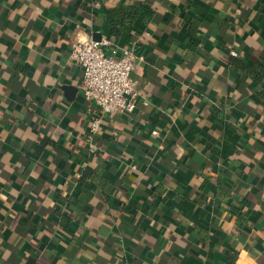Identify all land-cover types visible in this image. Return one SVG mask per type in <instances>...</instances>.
Returning a JSON list of instances; mask_svg holds the SVG:
<instances>
[{
    "label": "crops",
    "instance_id": "crops-1",
    "mask_svg": "<svg viewBox=\"0 0 264 264\" xmlns=\"http://www.w3.org/2000/svg\"><path fill=\"white\" fill-rule=\"evenodd\" d=\"M123 1L149 8L113 40L142 58L137 108L91 153L71 46L110 38ZM261 94L264 0H0V264H264ZM99 166L84 216L69 199Z\"/></svg>",
    "mask_w": 264,
    "mask_h": 264
},
{
    "label": "built area",
    "instance_id": "built-area-1",
    "mask_svg": "<svg viewBox=\"0 0 264 264\" xmlns=\"http://www.w3.org/2000/svg\"><path fill=\"white\" fill-rule=\"evenodd\" d=\"M96 6H100L96 3ZM230 55L237 57L236 50ZM70 59L82 69V94L100 109L99 115H91L87 141L91 153L97 145L95 136L99 133L104 115L131 117L137 108L138 82L133 71L138 59L134 47L119 48L110 38L99 41H77L72 44Z\"/></svg>",
    "mask_w": 264,
    "mask_h": 264
},
{
    "label": "trees",
    "instance_id": "trees-1",
    "mask_svg": "<svg viewBox=\"0 0 264 264\" xmlns=\"http://www.w3.org/2000/svg\"><path fill=\"white\" fill-rule=\"evenodd\" d=\"M101 10L103 12L102 17L110 26V38L112 40H119L123 36L126 28L132 30L137 19L141 15L145 16L147 11L149 12L148 7L143 6V4H136L132 1L128 3L123 1L117 6L110 8L102 7ZM246 70L248 71L249 68H246ZM249 72L251 75H253L251 69ZM261 97L264 99V94H261ZM87 181L92 183L91 193L83 190L79 192L78 195L69 199L70 206L74 210L80 211L84 216H90L93 212V208L91 206V201L93 199L92 193L104 191L106 187L109 186V180L105 176V170L102 166L97 168H86L81 177V184L84 186ZM219 185V187L222 186L221 181L219 182ZM215 196L225 198L229 196V194L221 188H218ZM60 218L61 223L64 226H67L69 223H71V218L67 214H61Z\"/></svg>",
    "mask_w": 264,
    "mask_h": 264
},
{
    "label": "water",
    "instance_id": "water-1",
    "mask_svg": "<svg viewBox=\"0 0 264 264\" xmlns=\"http://www.w3.org/2000/svg\"><path fill=\"white\" fill-rule=\"evenodd\" d=\"M99 40V39H98Z\"/></svg>",
    "mask_w": 264,
    "mask_h": 264
}]
</instances>
